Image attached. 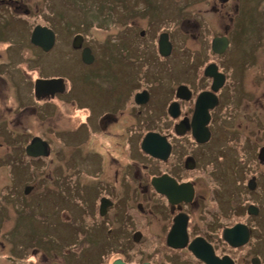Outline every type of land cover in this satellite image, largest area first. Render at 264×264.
<instances>
[{
	"label": "flooded vegetation",
	"instance_id": "obj_1",
	"mask_svg": "<svg viewBox=\"0 0 264 264\" xmlns=\"http://www.w3.org/2000/svg\"><path fill=\"white\" fill-rule=\"evenodd\" d=\"M144 1L147 3L140 8L136 9L132 3H128L126 5L128 9L121 11L119 21L124 24L120 26L122 32L118 36L120 54L132 55L129 56L130 60L116 57L118 59L116 62H120L117 69L111 66L112 64L98 68L102 65V63L97 64L100 60L98 55L101 53L92 47L82 30L83 27L70 35L67 40L68 48L63 51L58 50L62 34L52 28L55 34L54 42L46 50L43 46L30 42L35 23L25 30L27 33L23 36L24 40H7L4 46L0 45V90L3 91V88L8 86V81L4 77L5 71L18 73L20 78L23 77L25 80L23 87L27 96L24 98L29 97V102H25L24 98L17 102V106L20 107L15 109L18 112H27L30 109L38 118L47 120L57 116L61 108L70 107L72 119L70 121L67 118V120L72 125L71 128H67L65 135L71 134V145L79 140L82 145H88L92 142V137L98 134L107 142H111L110 147L112 143L119 145V148L126 150V154L131 157L124 169L118 164L121 158L115 156L116 162L113 164V170H110L117 189L115 186L110 189L105 184L98 183L99 193L84 212L86 220L76 223L77 235L80 234L86 240H90L92 233L89 227L97 229L99 233V229H102L100 233L102 240L110 241L111 244L116 241L117 245L112 246L117 252L118 249L121 251V254L118 252V256L126 262L209 264L207 259H211L210 264L217 262L218 264H252V260L257 258L255 261L258 264H264V201L260 205L256 200V196L264 197V171H247L249 177L255 178L256 186L249 189L244 204H240L236 200L234 188L228 195L223 193L224 183L221 177L225 170L222 165L218 168L208 165L215 152L223 153L213 144L214 131L211 128L213 123L224 126L234 124L235 119L247 110L245 106L253 103V116L250 121L255 124V129L264 134V103L257 105L258 97L264 99V79H260L264 78L260 75L264 72V49L263 51L256 49L262 41L260 36L264 31V25L261 22L259 26H252L256 17L260 15L264 0H184L180 11L172 10L173 13L177 12L180 15L175 20L169 16L170 14L163 17L160 0ZM2 2L19 19L29 16L30 11L32 12V7L27 8L25 0H2ZM195 4L199 7L185 11V8H193ZM22 5L25 7L20 10ZM152 7L153 10L150 9ZM145 11L147 16L153 18L152 22L156 20L155 15L158 19H167V22L155 31L149 30L150 25L138 26L134 19H139L140 23L141 12ZM33 12L38 15L41 13L38 9ZM124 13H127L125 14L127 17ZM42 18L45 20V17ZM125 18L129 19L128 22H125ZM184 19L188 24L187 28L182 27L178 30V25L179 27L184 25ZM168 21L170 23L172 21V25L168 24ZM4 24L7 25V22ZM125 24L128 26H124ZM99 28L104 30L106 27ZM161 32L167 33L170 41V49L167 50L166 55H161L158 50V37ZM75 35H80V38L77 36L74 41ZM220 37H225L226 42L223 40V44L215 50L214 39ZM246 45L254 48L257 53L253 61L263 66V68L256 67L260 78L251 79L250 76V79H243L239 75L233 76V64L228 54L244 52ZM262 47L264 48V45ZM87 48L92 57L87 56L88 62H84L83 53ZM5 51H10V57H5V54L1 59V53ZM53 54L62 56L70 65L79 64L82 68L77 67L76 70L81 72L84 81L86 79L90 81L91 76L95 77L97 84L101 86L103 97L95 103L87 102V92L83 87L73 86L68 72L41 75L42 72L49 70L46 64L51 58H53L52 62H56V56H52ZM48 56L52 57L44 62L43 59ZM32 57L38 61L34 76L27 73L28 68L25 64L16 62L18 58L23 61L28 58L31 60ZM137 61H142L145 65L144 69L141 67L143 70L140 71L143 73L139 75L135 70V67L138 68ZM150 64L164 66V69L160 72L157 69L148 70ZM212 64L215 66L214 69ZM207 66L210 67L208 72L211 74L206 72ZM119 68L122 69L120 71L122 75L118 72ZM142 77L145 84L140 83ZM37 78H63V83H55L56 85L52 84L40 89L37 87L39 93H36L34 84ZM126 80L128 85L124 84ZM242 83H246V87L240 91L236 90L235 84ZM216 86L218 88L213 92ZM258 89H261L260 96L255 95ZM203 92H207L204 99L197 103L198 97ZM157 98L164 103L162 110L159 111L156 110ZM214 100V106L209 107ZM44 104L48 107L42 109ZM104 104L109 106L106 108ZM80 110L83 111L82 114H78ZM204 111L208 112L210 117L208 128L211 136L207 141L199 142L194 137V130L195 125L198 126L197 121L200 117L198 112ZM238 133L241 134L240 131ZM146 136H148L147 143L152 146L151 153L142 149V142ZM39 137L47 142L48 153H51V142L42 135ZM229 138V144L234 145L237 135L231 134ZM245 139L247 140L246 136ZM61 140H63L62 136ZM224 143L226 144V141ZM26 145L20 151L23 157L26 156ZM263 145L264 143H260L255 137L256 157L259 148ZM239 150L241 151L240 148ZM43 157L46 156L42 154L33 160L38 161ZM101 158L99 167L106 163L104 157ZM121 163L120 161V165ZM119 168L123 170L120 177ZM205 168H209L208 174L212 183L203 174ZM197 172H203L205 188L199 185L201 182L195 174ZM218 175L221 177L217 178ZM254 194H257L255 198L252 196ZM134 200L137 201L136 213L143 216L144 220L151 219L153 225H142L136 221V218H130L131 222L130 219L128 220L126 215L132 213ZM249 204L257 206L258 212L248 214ZM104 207L106 209L108 207V211L103 212ZM111 208L121 212L118 215L113 213V217L106 218L111 213ZM94 214L97 218H93ZM124 220L128 221L125 223L130 226L129 230L124 228ZM116 222L119 224L117 225ZM236 223H244L249 227L248 241L238 247L230 244L223 236L224 229ZM137 225L139 227L135 228ZM176 227L179 236L175 232ZM151 236L158 242L157 245L154 247L150 245L149 249L143 250L141 243L146 237L151 240ZM128 240L137 242L127 244ZM133 246L137 249L132 251L131 257L126 258L125 251H131ZM193 248H196L201 257L194 253ZM134 258L136 260H133Z\"/></svg>",
	"mask_w": 264,
	"mask_h": 264
},
{
	"label": "rangeland",
	"instance_id": "obj_2",
	"mask_svg": "<svg viewBox=\"0 0 264 264\" xmlns=\"http://www.w3.org/2000/svg\"><path fill=\"white\" fill-rule=\"evenodd\" d=\"M25 2H27L25 4L27 8L31 9L32 7V12L30 11L29 17L23 16L19 19L0 0L1 46H4L10 40H24L23 36L27 33H25V30L28 26L30 28L32 24L31 20L35 19L38 22L42 16L45 17L46 21L49 20L50 25L62 34L61 40H59L61 41L59 51L67 49V40L70 38V35L83 27L82 30L86 33V38L90 40L92 47L102 54V56L101 54L98 55L100 60L97 63H102V65L99 67L96 65V67L103 68L104 65L112 64L111 66L116 69L120 65V62H116L118 61L116 57L130 60L129 56L132 55L129 53L125 55L120 54V40H118V36L122 32L120 26L124 24L119 21L121 11L128 9L126 7L128 3H132V6L136 9L147 3L144 0H88V3H86L88 8L85 6L81 8L82 3H79L78 0H72L74 2L73 5H66L65 0H25ZM160 3L163 17H167L166 14H170L169 16H172L171 18L175 20L180 15L177 12L173 13L172 10L179 9L180 11L184 0H160ZM25 5H22L20 10L24 9ZM52 6L56 9L57 14L56 12L53 15L51 13L48 14V12L54 10ZM89 7L93 9L90 12L92 14L87 12ZM195 7H199L198 4H195L193 8H185V11H191ZM209 7L207 6V8ZM263 7L264 5L261 6L260 15L257 14L256 21L252 23V26H259L261 22L264 25ZM37 9L41 12L40 16L35 15L33 12V10ZM150 9L153 10L154 8ZM209 9L213 10L212 8ZM94 13L95 15H93ZM216 14L218 15V13ZM139 18L140 23L139 19H134L137 21L136 24L140 27H149L150 25V31L157 30L167 22V19H158L156 15L154 16L156 20L152 22L153 18L147 16V11L141 12ZM88 20H90L89 24ZM128 20V18H125V22H128ZM104 21H110V25L105 24ZM183 21V26L180 25L179 27V25H176L178 30H181L180 28L182 27L187 28V22L185 19ZM5 22H7V25L4 24ZM168 24L172 25V21L171 23L168 21ZM124 26H128V24ZM99 27L106 28L100 30ZM189 29H191V26H189ZM124 32H128V30H124ZM262 32L260 36V40L262 41H260L256 49L263 51L264 31ZM190 40L192 41L193 39ZM254 43L256 44L257 42ZM245 50L241 53L228 54V56H231L233 64V76L239 75L243 79H248L250 76L251 79L253 77L260 78L256 67L263 68V66L253 61V57L257 54L254 51L255 49L246 45ZM5 54V57H10V51H5V53H1V59L4 58ZM52 56H56V62H52L53 58H51L46 64L49 66V70L42 72L41 75L68 72L73 86L83 87L87 92V102L95 103L103 97L101 86L97 84L95 77L91 76L90 81L85 77L87 81H84L81 72L76 70L77 67H81L79 64L71 63L70 65L68 60H63L64 58L58 54H53ZM52 56L45 57L43 61L46 62ZM15 57L14 59H16ZM19 57L22 58L21 55ZM241 58H244V60L241 61ZM16 62L25 64L29 75H36L37 66L35 65L38 61L34 57L31 60L28 58L23 61H20L18 58ZM136 63L138 65V68L135 67L136 72L138 75L142 74L143 72L140 70H143L145 65L142 61H137ZM127 65L128 63L126 62ZM4 69L2 66V70ZM88 69L90 71V68ZM147 69H157L160 72L164 69V66L150 64ZM121 70L119 68L118 72ZM120 73L122 75V72ZM260 75L264 77V72ZM4 77L8 81V86H5L3 91L0 90V264H109L112 259L119 257L118 252L120 253L121 251L118 248V252L116 249L106 250L111 243L109 244L110 241H104L100 237L102 229L98 228L100 230L99 233L97 229L89 227L88 229L92 233L90 240H86L80 234L77 235L76 229H78V226H76V223L86 220L84 212L88 209V205L93 203V200L99 193L97 189L101 183L110 189H113V186L117 189L116 184L113 183V175L111 173L113 164L116 162L115 156L121 158L120 161L122 163L120 165L119 161L118 164L119 166H123L124 169L131 157L126 154V150L120 149L119 145L116 146L112 143V147H110L111 142H107L98 134L92 137V142L88 145H82L79 143L80 140L71 145V134L67 133L65 135L67 128H71L72 125L67 120V118L70 121L72 119L70 107L65 106L61 108V111L57 112V116L47 120L38 118L30 109L27 112H18L15 109L20 107L17 106V102L27 96L24 93L25 88L23 87L25 80L23 77L20 78L18 73L8 70L4 72ZM142 82L145 84L143 77L140 83ZM124 84L128 85L127 80L124 81ZM246 85V83H242L241 85L235 84L236 90H243ZM260 91L261 89L256 90L255 95L258 96ZM261 94L263 95V93ZM160 97H162L161 94ZM159 98L155 101L157 111L162 110L164 105ZM253 99L255 100V98ZM257 99L259 100L258 106L259 103L260 105L264 103L263 98L258 97ZM24 101L29 102V97L24 98ZM107 106L109 104H104V107L107 108ZM46 107L48 105L44 104L41 108L44 109ZM253 108V103L247 107L245 106L247 110L243 109V113L240 114L241 118L239 117V120L235 119L236 122L234 124L224 126L223 124L213 123L211 127L214 131L213 144L216 147L218 146L223 153L215 152L209 160L208 165L215 168L222 165L224 168L225 173L223 176L218 175L217 178L221 177L223 180V193L227 195L231 193L232 188L236 190V195L238 189H240L239 193H246L243 188V179L245 181L249 176H243L245 168L254 172L264 171V159H261L260 163L258 162L255 151L256 147H254L255 137L260 140V143H264V134L255 129V124L250 121L253 116ZM95 110L97 111V109ZM82 112L80 110L78 114H82ZM245 125L247 126L244 128ZM52 128L55 129L52 130ZM118 130L120 132V129ZM231 134L237 135L234 145L229 144ZM33 135H42L51 142V153L38 161L33 160V157L29 158L26 154L23 157V153L21 154L20 152L23 150V146L29 143L28 139ZM61 136L63 140H61ZM225 141L226 144L224 143ZM18 153L20 154L18 155ZM101 157H104L106 163L102 167H99V163L102 161ZM121 171L123 170L120 169V174L118 173L119 177L122 175ZM208 171L209 168H205V172L202 173L211 182ZM202 173L197 172L195 174L198 175L201 182L199 185L205 188L206 183L202 178ZM27 185L32 186V189L25 193L24 188ZM256 195L252 196L255 198ZM246 198L245 196L238 195L236 200L238 203L244 204ZM256 200L261 205L264 197L256 196ZM136 202V200L132 201V213L126 215L128 220L136 218V221L142 225H153L154 222L151 223V219L144 220L143 216L136 213ZM92 216L93 218H97L95 214ZM111 217H113L112 212L109 213V216H106V218ZM125 222L128 221L124 220V228L129 230L130 226ZM113 225L115 227V223ZM139 225L135 226V228L139 227ZM126 243L131 244L135 242L128 240ZM157 243L155 238L151 236V240L146 237V240L141 244H143V250H145L149 249L150 245L154 247ZM112 245L116 246L117 242L114 241ZM136 249L137 247L133 246L131 247V251H125L126 258L131 257L132 251ZM105 257H107L106 260L104 259ZM101 259L105 261H101ZM133 260H136V258Z\"/></svg>",
	"mask_w": 264,
	"mask_h": 264
},
{
	"label": "water",
	"instance_id": "obj_3",
	"mask_svg": "<svg viewBox=\"0 0 264 264\" xmlns=\"http://www.w3.org/2000/svg\"><path fill=\"white\" fill-rule=\"evenodd\" d=\"M163 37H164V35H162L160 38L161 48H162V42L165 41V39ZM31 40L34 43L36 42L38 44L45 45L46 48H48L53 43L54 33L50 28H48L46 26L36 25L33 29ZM214 40H215V46H219L220 44H223V40L225 41L224 38H215ZM86 57L87 56L84 55V58H86ZM208 69L209 68L206 69V72L208 71ZM207 73H209V72H207ZM209 74H211V73H209ZM41 82H43L44 84H41ZM60 82H61V79H56V78H51V79H39L38 78V79H36L35 90L37 93H39L38 89H40L44 86L55 84V83L58 84ZM213 83H215V81ZM38 84H40L42 87L39 86ZM37 87H38V89H37ZM215 88H217V86ZM202 98H203L202 96H201V98H198V101H202ZM205 110H206V107H205ZM199 115H200V117L197 121L198 130H197L196 137L199 140H204L208 135V130L205 127H204V129H202L201 125H204L207 122L208 115H207L206 111H204L203 113L199 112ZM147 147H149L148 144H147L146 148ZM45 148H46V142L45 141H43L39 137H33L31 142L26 147V152L28 155H32V156H35L38 154H46ZM249 186H251V183H249ZM31 189H32V186L27 185L24 188V192L27 193ZM241 227H242L241 225H237L236 228L231 229V233H234L233 244H235V245H240L245 241V237H242L243 231L241 230ZM112 264H130V263H125L122 260H115ZM138 264H148V263L144 262V263H138Z\"/></svg>",
	"mask_w": 264,
	"mask_h": 264
},
{
	"label": "trees",
	"instance_id": "obj_4",
	"mask_svg": "<svg viewBox=\"0 0 264 264\" xmlns=\"http://www.w3.org/2000/svg\"><path fill=\"white\" fill-rule=\"evenodd\" d=\"M78 2H79V3H80V2L82 3V7H81V8H83V6H85L86 8H88V7L86 6V3H88V0H81V1L78 0ZM65 4H66V5H69V4H70V5H73L74 2H72V0H65ZM52 7H53V6H52ZM85 7H84V8H85ZM53 8H54V7H53ZM55 10H56V9L54 8V10H53L52 12H48V14L51 13V15H53V14L56 12ZM92 10H93V9H91V8L89 7V9H87V12H88L89 14H92V13H90ZM56 14H57V12H56ZM93 15H95V13H94ZM91 16H92V15H91ZM62 18H63V17H62ZM88 19H89V18H88ZM64 20H65V19H64ZM65 22H66V21H65ZM109 22H110V21H107V22L104 21L105 24H106V23L109 24ZM67 23H69V22H67ZM89 23H90V20H88V24H89ZM69 24H70V23H69ZM109 25H110V24H109ZM106 27H110V26H106ZM238 195H239V194H238Z\"/></svg>",
	"mask_w": 264,
	"mask_h": 264
},
{
	"label": "bare ground",
	"instance_id": "obj_5",
	"mask_svg": "<svg viewBox=\"0 0 264 264\" xmlns=\"http://www.w3.org/2000/svg\"><path fill=\"white\" fill-rule=\"evenodd\" d=\"M41 84H44V83L41 82ZM38 85L41 86L40 84H38ZM41 87H42V86H41ZM105 210L108 211V207H107V209H106V207H104V208H103V212H104ZM110 211H111L112 213L116 214V215L120 214V212H121V211H116L115 209H112V208L110 209ZM103 212H101V213H103ZM175 232H176V234L179 236V230H178L177 227H176V231H175ZM109 244H110V243H109ZM106 245H108V244H106ZM106 245H105V246H106ZM111 245H112V244H111ZM111 245L108 247V249H106L107 251L114 249L113 246H111ZM108 254H109V253H108ZM120 258H121V257H116L115 259L119 260ZM109 263H110V262H109Z\"/></svg>",
	"mask_w": 264,
	"mask_h": 264
}]
</instances>
